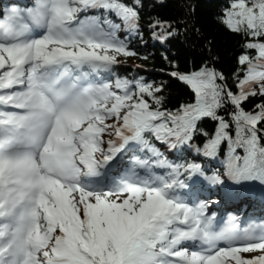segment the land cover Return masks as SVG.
Here are the masks:
<instances>
[{
  "label": "snow or ice",
  "instance_id": "obj_1",
  "mask_svg": "<svg viewBox=\"0 0 264 264\" xmlns=\"http://www.w3.org/2000/svg\"><path fill=\"white\" fill-rule=\"evenodd\" d=\"M141 8H0V264H264V222L224 215L230 202L264 205V0L217 13L241 40L231 78L213 41L198 69L173 65L194 94L174 109L169 85L119 71L149 58L130 47ZM181 28L203 39L190 20L152 23L164 43Z\"/></svg>",
  "mask_w": 264,
  "mask_h": 264
},
{
  "label": "trees",
  "instance_id": "obj_2",
  "mask_svg": "<svg viewBox=\"0 0 264 264\" xmlns=\"http://www.w3.org/2000/svg\"><path fill=\"white\" fill-rule=\"evenodd\" d=\"M126 1L134 3V0ZM141 3L140 24L144 29L143 39H139L140 43L135 44L134 49L141 52L140 56L149 57L147 60L138 57V62L149 70L141 71L138 75H143L156 84L169 85L165 93L169 99L168 107L174 109L181 103L194 102V94L169 74L173 71V65L178 66L181 72L198 69L208 55L203 47L207 41L214 42L213 52L218 58L215 66L231 78L241 53V40L239 36L226 32L217 22V13L229 0H141ZM190 8L196 9L194 14L190 15ZM157 20L172 24H182L190 20L200 29L203 39L197 38L191 32L186 38L181 28L179 36L166 43L157 41L152 30V23ZM132 42H137L135 36L132 37ZM165 56L168 57L167 60ZM214 127L215 123L210 120L204 124V128L210 132ZM196 142L200 143L199 140ZM211 166L221 169L222 164L209 163V167Z\"/></svg>",
  "mask_w": 264,
  "mask_h": 264
}]
</instances>
